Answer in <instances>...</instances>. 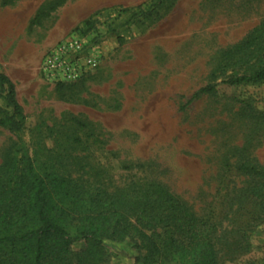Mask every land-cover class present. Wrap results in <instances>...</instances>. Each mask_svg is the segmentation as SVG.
Masks as SVG:
<instances>
[{
	"label": "rangeland",
	"instance_id": "1",
	"mask_svg": "<svg viewBox=\"0 0 264 264\" xmlns=\"http://www.w3.org/2000/svg\"><path fill=\"white\" fill-rule=\"evenodd\" d=\"M62 1L0 0V75L23 112L21 135L0 127V168L24 147L92 190L157 186L216 226L219 264H264V84L229 86L218 72L264 23V0H173L140 24L133 13L153 0ZM75 33L102 47V65L46 84L43 58ZM108 244V264H139L131 244Z\"/></svg>",
	"mask_w": 264,
	"mask_h": 264
},
{
	"label": "trees",
	"instance_id": "2",
	"mask_svg": "<svg viewBox=\"0 0 264 264\" xmlns=\"http://www.w3.org/2000/svg\"><path fill=\"white\" fill-rule=\"evenodd\" d=\"M172 1L139 7L130 24L159 18ZM218 72L229 86L264 84V23L224 52ZM216 87L200 89L192 101ZM0 88V127L21 135L15 85L0 75ZM150 187L145 194L92 190L38 164L23 147L0 168V264H108V242L131 244L139 264H219L216 226ZM78 244L84 248L75 250Z\"/></svg>",
	"mask_w": 264,
	"mask_h": 264
},
{
	"label": "built area",
	"instance_id": "3",
	"mask_svg": "<svg viewBox=\"0 0 264 264\" xmlns=\"http://www.w3.org/2000/svg\"><path fill=\"white\" fill-rule=\"evenodd\" d=\"M104 59L102 47L80 34H71L52 47L39 67V77L46 84L77 82L93 72Z\"/></svg>",
	"mask_w": 264,
	"mask_h": 264
}]
</instances>
